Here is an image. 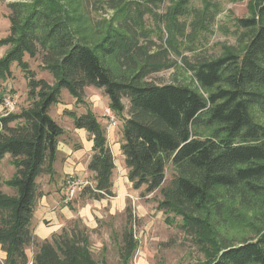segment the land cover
Listing matches in <instances>:
<instances>
[{
  "label": "trees",
  "instance_id": "1",
  "mask_svg": "<svg viewBox=\"0 0 264 264\" xmlns=\"http://www.w3.org/2000/svg\"><path fill=\"white\" fill-rule=\"evenodd\" d=\"M142 1L156 7L162 0ZM190 1L175 0L167 9L161 18L166 37L156 51L143 23L149 7L111 0L117 24H99V32L90 34L60 0L7 4L9 35L0 39V47H7L0 57V80L10 77V66L17 63L29 103L18 113L0 115V162L9 155L14 167L12 177L0 182L13 190L12 195L0 190L2 264H29L30 246L36 248L30 264H97L86 228L74 226L43 241L31 230L36 180L53 177L64 134L49 111L59 104L62 90L81 103L90 87L103 90L108 109L117 116L124 112L123 100L128 101L120 144L127 181L133 190L143 188V195L160 191L158 210L180 218V229L204 250V264H264V125L253 117L254 109L264 116V0H251V16L236 20L240 49L224 48L218 57L199 56L193 62L180 53L178 39L185 42V51H194L215 11L210 0L190 11ZM188 15L189 24L178 22ZM39 55L52 84L36 79L23 61ZM171 56L180 58L181 65ZM177 67L191 74L190 85L150 80ZM64 114L93 143L87 171L94 185L79 196L94 201L114 197L115 162L104 128L90 110ZM125 211L118 251L121 264H131L137 243ZM229 220L251 229L256 239L225 244L220 229Z\"/></svg>",
  "mask_w": 264,
  "mask_h": 264
},
{
  "label": "rangeland",
  "instance_id": "2",
  "mask_svg": "<svg viewBox=\"0 0 264 264\" xmlns=\"http://www.w3.org/2000/svg\"><path fill=\"white\" fill-rule=\"evenodd\" d=\"M12 0H4L0 2V39L9 35V10L7 4ZM72 16L77 17L80 25L89 31L98 33L99 24L115 26L117 24L118 13L116 10L110 8L113 2L111 0H60ZM118 1V0H117ZM126 4H130L132 8L136 5L142 8L149 7L151 13L144 14L143 23L146 29L151 31L149 41L155 46L153 51L160 49L163 46V41L166 37L164 30V23L161 18L165 15L167 9L175 3V0H162L161 4L156 7L150 3L142 0H123ZM251 0H210L214 5L215 17L212 25H210L208 32L200 33L197 37V44L194 46V51L187 52L184 50L185 42L180 43V53L182 56L188 58L193 62L195 58L202 56L207 58H215L222 54L224 48L240 49L241 45L238 42L239 34L235 23L237 19L248 18L251 16L250 9ZM203 8L202 0H191L188 9L201 10ZM191 15L186 18L178 19V22H185L186 25L191 22ZM189 30H186L188 33ZM7 47H0V57L6 52ZM171 59L177 60V65H181L180 58L171 56ZM28 64L29 71L35 74L36 79H43L49 84L53 83V79L48 71L42 69L40 55L34 59L27 56L23 59ZM10 77L0 80V115H2V100L5 96L15 98L16 107L11 113H18L22 108L28 105L26 78L19 68L17 63H12L10 66ZM150 80L155 84L168 83H183L190 85L192 83L191 74L183 71L180 67L170 70H163L159 73L153 74ZM73 98L66 90H62L60 94L59 104L52 106L49 115L61 127L67 128L71 123V119L64 114L65 110L73 111L80 115L86 110L92 111L96 115L97 120L105 129L122 128V119L127 115L128 101L123 100L124 112L121 116L115 115L113 112L115 124L110 121L107 112L108 97L104 94L102 89L93 87L86 88L84 91V99L81 103H72ZM254 120L264 125V116L257 110H253ZM119 122V124H118ZM105 126V127H104ZM121 131V129H120ZM112 137L109 138L111 142ZM77 146V145H76ZM118 157V156H117ZM119 158V157H118ZM117 159V158H116ZM116 163V176L114 183L118 182L119 189L125 186L127 193L123 197L114 196L106 198V204L99 202L94 203V200L85 199L79 196L81 189L69 203H63L68 211L72 212V217L66 222L63 230H68L71 227L86 228L88 230L90 251L93 259L97 264H121L119 257L120 236L123 229L127 225L128 211L131 216V230L134 239L137 243V248L131 259V264H204L206 262L204 250L200 248L195 239L186 235L179 227L180 218L172 215H165L161 210H158L157 205L161 200L160 191L157 190L151 194L143 195V188L140 190H133L129 188L128 184L119 176V169H122L121 163L118 159ZM118 169V170H117ZM14 173V167L10 163L9 155L3 158L0 162V182L9 180ZM118 174V175H117ZM79 181H82L84 186L92 185L93 174L85 172L83 175H74ZM166 181L171 178V167H167ZM163 185L162 187H164ZM1 191L9 194L13 192L11 188L4 185L0 186ZM113 190V185H112ZM88 201H91V212L96 213V226L94 229L86 227L82 218H78L77 213L81 210ZM87 209V207H85ZM95 215V214H94ZM246 216V213L244 214ZM252 213L247 214L251 217ZM172 220L171 224L166 223V219ZM221 240L225 244L232 246L238 245L247 240H255L256 233L251 229L244 227L234 221L229 220L225 226L220 229ZM36 248L30 246L26 249L29 264L32 260ZM2 251H0V264L3 263L1 258Z\"/></svg>",
  "mask_w": 264,
  "mask_h": 264
},
{
  "label": "crops",
  "instance_id": "3",
  "mask_svg": "<svg viewBox=\"0 0 264 264\" xmlns=\"http://www.w3.org/2000/svg\"><path fill=\"white\" fill-rule=\"evenodd\" d=\"M72 103H74V99ZM106 105L108 110V103H106ZM124 118H127V115ZM68 124L67 128L62 127L64 134L59 138L57 156L55 162L53 163V177L50 178L48 175H42L36 180L37 195L33 208L31 230L38 241L50 240L52 235L59 234L65 228L66 222L73 218L72 212L62 206L60 190L63 187L68 174H74L81 177V175L87 172V164L91 156L93 143L88 138V134L85 130L75 129L73 127L72 120L71 123L69 122ZM120 129L121 128L117 127L107 129L105 127L104 130L106 133L107 144L114 157V162L118 159L122 165V169H119V176H123V179L130 188L131 185L126 178L127 170L124 165L123 156L120 152V144L122 142ZM110 137H112L111 142H109ZM115 176L116 168L111 177L113 194L117 197H123L127 193V190L125 186H123L118 193L116 192V188L119 189V185L118 182L114 183ZM3 192L8 195L13 194V192L11 194L5 191ZM106 202L107 201L104 199L100 201L103 205H105ZM94 203L98 204L99 202L94 201ZM92 206L94 205L91 204V201H88L86 205L77 213L78 218H82L86 227L89 229L95 228V218H99L96 213L91 212L90 208ZM85 207H87V209ZM1 254V258L4 259L5 253L2 252Z\"/></svg>",
  "mask_w": 264,
  "mask_h": 264
},
{
  "label": "built area",
  "instance_id": "4",
  "mask_svg": "<svg viewBox=\"0 0 264 264\" xmlns=\"http://www.w3.org/2000/svg\"><path fill=\"white\" fill-rule=\"evenodd\" d=\"M16 107V101L14 97L11 96H5L2 100V109L3 112L2 115L5 116L9 113H11ZM108 112V116L110 118V121L113 123V125L115 124L114 122V116H112V113L110 112V110H107ZM84 184L82 181H79L74 174H68L63 187H62V200L63 203H69L74 196L82 189ZM92 187V185H87ZM86 187V186H85Z\"/></svg>",
  "mask_w": 264,
  "mask_h": 264
}]
</instances>
